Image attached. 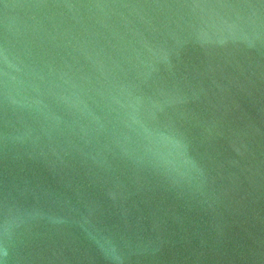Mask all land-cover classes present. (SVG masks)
I'll use <instances>...</instances> for the list:
<instances>
[{
	"label": "water",
	"instance_id": "1",
	"mask_svg": "<svg viewBox=\"0 0 264 264\" xmlns=\"http://www.w3.org/2000/svg\"><path fill=\"white\" fill-rule=\"evenodd\" d=\"M0 264H264V0H0Z\"/></svg>",
	"mask_w": 264,
	"mask_h": 264
}]
</instances>
